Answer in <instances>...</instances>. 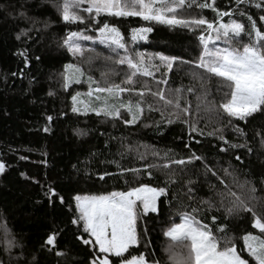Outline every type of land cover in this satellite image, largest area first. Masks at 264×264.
I'll return each mask as SVG.
<instances>
[{
    "label": "trees",
    "instance_id": "trees-1",
    "mask_svg": "<svg viewBox=\"0 0 264 264\" xmlns=\"http://www.w3.org/2000/svg\"><path fill=\"white\" fill-rule=\"evenodd\" d=\"M199 2L211 4L212 0ZM256 2L264 3V0H253ZM214 3L219 11L232 12L231 18L242 23L244 42H248L251 31L249 16L258 30L264 31V22L260 21L262 9L252 4L237 5L236 0H214ZM188 11L191 16L203 17L209 22L217 19L211 7L193 6ZM228 19L223 17L222 22ZM98 20L101 24L115 26L129 49L148 55L177 57L176 65H189L181 61L197 59L201 51L200 28H172L138 17L101 15ZM141 27L153 30L146 34V39L133 43L132 29ZM94 29L90 20L84 24L64 23L55 0H0V163L5 165L0 173V225L6 239L5 242L0 240V264H91L92 244L85 245L77 239L78 235H83L84 239L89 237L83 233L82 225L72 223L74 196L127 191L141 184L165 187L166 195L158 198L156 213L142 215L138 220L139 243L129 251L133 255L143 253L157 264H170L164 231L172 223L180 222L178 212L191 213L193 207L206 209L200 200L212 196L209 185L218 182L211 173H204L200 161H194L183 171L170 165L174 170L169 173L171 182L165 174L168 170H153L151 178L144 172L136 176L122 171L144 169L145 164H163L167 162L166 154L187 159L195 152L215 168L233 191L244 198L264 199V146L261 143L264 114L256 113L247 121L233 119L231 123L228 117L223 115L221 119L218 114L202 119L181 116L169 124L162 120L159 111H148L145 106L141 119L128 125L124 120L129 116L123 109L120 119L92 112H73L72 96L85 91L89 84L82 81L69 85L67 90L64 88L65 65L76 64L82 69L84 66L78 63V57L67 51L63 41L69 31H81L94 37L97 34ZM88 48L95 50L91 53L114 55L99 43H91ZM165 72L154 74L162 78ZM167 85L191 94L187 89H194L196 82L187 77L184 69L174 66L167 72ZM215 86L212 82L209 84L214 94ZM137 98L131 97L132 100ZM121 99L127 102L130 98ZM189 99L186 101L190 102ZM113 101L114 98L110 99L111 103ZM167 118L166 112L164 119ZM183 120H195L196 127L204 134L190 132ZM216 128L229 143L245 144V147L221 152L220 148L227 145L216 135H209ZM235 129L242 130L243 135ZM153 152L157 155L153 156ZM140 153L145 154L144 159L140 158ZM236 156L241 159L236 160ZM229 165L232 176H225L222 169ZM189 187L193 189L191 201L187 198ZM250 187L255 188L254 193ZM50 189L57 194L55 197ZM213 216L217 217L215 223ZM197 219L208 224L221 238V247L226 235L233 238L238 249H243L240 238L246 232L259 234L251 227L250 213L226 216L223 208L214 207L199 212ZM219 225H226L225 230L217 231ZM52 234H55L54 246L45 243ZM6 244L9 251H5ZM57 252L61 254L58 256ZM241 254L254 264L246 252Z\"/></svg>",
    "mask_w": 264,
    "mask_h": 264
},
{
    "label": "snow or ice",
    "instance_id": "snow-or-ice-1",
    "mask_svg": "<svg viewBox=\"0 0 264 264\" xmlns=\"http://www.w3.org/2000/svg\"><path fill=\"white\" fill-rule=\"evenodd\" d=\"M236 4H252L254 7L262 9L260 21L264 22V3H253V0H236ZM55 6L60 13L61 20L66 24H84L90 20L95 25L96 38L81 31H69L64 38L63 45L73 57H83L85 51L94 52V49H85L78 43V41H91L93 44L99 43L108 48L115 56L114 63L127 68L120 84L109 82L102 85L88 76L89 92L87 95L90 98V104L93 94H96L94 99L99 106L90 107L81 114H86L88 110H91L97 116L103 115L110 119H120L121 109H123L130 117L124 120V123L128 125L141 119L145 106L148 111H159L162 120L169 124L174 120H179L182 115L192 116L189 107L181 106V99L186 101L182 95L184 91L182 88L172 90L167 87H157L156 90H152L147 80L141 81L142 86L139 90L123 86L135 85L137 78H152L157 86L161 84L166 86L167 72L163 74L162 78L155 79L154 73L160 70V65L154 61L158 59L170 71L178 58L162 54L148 55L129 49L122 34L115 26L99 22L98 18L101 15L124 18L138 17L145 22H154L172 28L181 27L189 30L200 28L201 34L198 36V40L201 51L198 58L181 61L191 66L190 75L194 80L201 82L203 96L198 99L208 106V110L216 111L218 115H221V119H223V115H226L229 118V123L233 119L247 121L256 113L264 114V31L258 30L257 24L251 16L248 17L251 22L249 39L248 42H244L241 39L245 31L242 23L231 18L232 12L219 11L215 7L214 0L211 4L200 3L199 0H62V3L55 0ZM193 6L201 9L211 7L216 13L217 19L214 22H209L203 17L191 16L188 9ZM223 17H229L228 21L222 22ZM152 30L151 27L132 29L131 40H144L146 34ZM23 34L22 32L21 35ZM217 42L222 43L223 46H217ZM98 55L99 53H97ZM91 59L92 57H89V60ZM106 59L112 60L113 56H108ZM84 76L85 73L81 66L65 65L64 88L67 90L70 83H81V78ZM102 76H106V74L102 73ZM213 78L218 79V92L227 89V91H223L224 98L218 104L214 100L207 99L208 90L205 88V84ZM173 91L175 98L166 95V92ZM187 91L193 92L194 89L189 87ZM124 93H132L138 98L136 100L129 99L127 102L123 99H118L117 103L110 102V98H119ZM51 94L49 93V95ZM79 95L80 93H77L72 96L74 103ZM147 95H150L153 101L149 102L146 99ZM220 110H222V114ZM72 111L78 112L80 109L73 107ZM166 112L168 118L165 120ZM48 119L51 120V117ZM182 122L188 124L190 132L204 134L196 127L195 120H183ZM47 130L45 128V131ZM235 130L243 135L242 130ZM209 135H216V138L227 145V147L220 148L221 152L245 147V144L229 143L219 128L214 129ZM261 143L264 146V140ZM185 147L188 145L186 144ZM139 155L141 159H144V153ZM152 155L156 156L157 153L153 152ZM164 159L167 162L163 164H145L144 169L133 168L122 171L131 172L136 176H140L144 172L151 178L153 170H168L165 174L169 175L174 171L170 165L178 166L183 171L194 161H200L204 173L206 175L211 173L218 182V184L209 185L213 195L208 199L200 200L202 205H206V209L193 207L191 213L178 212L180 222L172 223L164 231L163 235L170 241L166 248L170 264H250V261L242 256V252H246L254 264H264V199L258 200L255 196L244 198L233 191L215 168L210 167L204 158L195 152L191 153L187 159H177L167 154ZM235 159L240 160L241 158L236 156ZM231 168L232 166L229 165L228 168L222 169L225 176H232ZM4 169L5 165L0 163V173ZM100 178L103 179V176ZM168 182H171L170 175ZM188 183L192 184L193 181ZM49 191L52 197L57 195L53 190ZM250 191L254 193L255 188L250 187ZM192 193L193 189L189 187L187 198L190 201L194 198ZM165 195V187H149L146 184H141L138 187H130L127 191H113L106 195L74 196L75 215L72 223L78 226L82 225L83 233L89 237L84 239L83 235H78L77 239L85 245L92 244L94 253L92 264H157L155 261L148 260L143 253L133 255L129 249L139 243L138 220L142 215L156 213L158 211L157 200ZM60 202L64 203L62 197ZM214 207L223 208L226 216L240 212L250 213L252 216L251 227L259 234L246 232L240 238L243 242V249H238L233 238L226 235L221 247V238L214 234L208 224L197 219L199 212L210 211ZM216 220L217 217L213 216V223ZM225 228L226 225H219L216 230L223 231ZM45 243L54 246L55 234L49 235ZM5 251H9L7 244ZM56 254L59 256L61 253L57 252ZM113 257L116 259H112Z\"/></svg>",
    "mask_w": 264,
    "mask_h": 264
},
{
    "label": "rangeland",
    "instance_id": "rangeland-1",
    "mask_svg": "<svg viewBox=\"0 0 264 264\" xmlns=\"http://www.w3.org/2000/svg\"><path fill=\"white\" fill-rule=\"evenodd\" d=\"M96 35L93 38H96ZM130 37H131V35H130ZM139 41H141V40L133 41V43H136ZM78 43H80L83 48L89 49L88 46L92 42L91 41H78ZM217 46H223V44L220 42H217ZM77 57H78V63H82L84 66L83 70H84L85 75L87 77L91 76L94 80L100 82L102 85L107 84L109 82H112L115 84H120L121 81L124 79L125 72H127L126 66L117 65L114 63V59H115L114 55H113V59L109 60V59H106V57H108V56L101 55V54H99L97 56L96 53H91V52L85 51L83 57H81V56H77ZM89 57H92V59L89 60ZM154 63L160 65V70L155 71V73H159L161 70L166 71V72L169 71L167 68L164 67V65L158 59L155 60ZM174 66L176 69H184L185 73L187 74V77H189V79L191 81L194 80L192 78V76L190 75V67H191L190 65H176V64H174ZM102 73H105L106 76H102ZM156 75H157V77H155ZM86 76L82 77L81 80L86 81V83H88L86 80ZM154 77H155V79L161 78V77L160 78L158 77V74H154ZM142 80H147L148 84L152 90H156L157 87H160V88L167 87L169 89H172V88L168 87V85L165 86L164 84L157 86L152 78H137V83L135 85H123V86L124 87H134L137 90H139L142 86L141 85ZM194 81L196 82V86L194 88V91L191 94L184 93V91L182 93V95L186 98V100L189 99L188 97H191L189 99L190 102L187 101V104H185V102H186L185 99H181L182 102L180 101L182 107H184V106L189 107L191 109V112H192V116L191 117L184 116L185 119H192V117H194L196 119H202V118H210V117L216 116L217 115L216 111L208 110V106L205 103H203L201 99H198V97L203 96V89L201 88V82L200 81H197V80H194ZM211 82L213 83V85H216L214 87L215 94L209 88V84ZM71 84H74V83H70V85ZM218 87H219V83H218L217 78H213L210 82L205 84V88L208 90L207 99L208 100H214L216 104H218L224 98L223 97V91H227V89H224L223 91L218 92L217 91ZM172 90H175V89H172ZM88 92H89V88H87L83 92H80V95L77 97V101L75 103L73 102V107H77L78 109H80V111H78L79 113L84 112L86 109H88L90 107L99 106L98 102H96L94 99V96L96 94H93V98L91 99V104H90V98L87 95ZM104 95H106V94H104ZM166 95H169L171 98H175V92L174 91L171 93L166 92ZM134 96H137V95H134L132 93H124L119 98L121 99V97H123L124 99H126V98L131 99V97H134ZM119 98H117V99H119ZM110 99H113V98H110ZM117 99L114 98L113 103H116ZM146 99H148V101H153V98L150 95H147ZM198 105H199V107H198ZM169 111H171V109H169ZM220 111L222 114V110H220ZM88 112L94 113L91 110H88L87 113ZM224 116H226V115H224ZM104 195H106V194H104ZM81 196H84V195H81ZM0 240L4 241V242L6 241L5 234L3 233L2 229H1V225H0ZM169 242H170L169 240L166 242V244H165L166 248H167ZM165 251H166V249H165ZM167 255H168V253H167Z\"/></svg>",
    "mask_w": 264,
    "mask_h": 264
}]
</instances>
